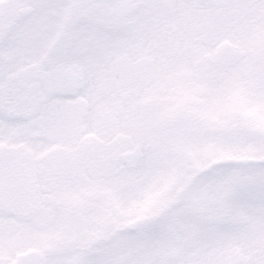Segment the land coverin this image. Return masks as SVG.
Masks as SVG:
<instances>
[{
    "label": "snow or ice",
    "instance_id": "obj_1",
    "mask_svg": "<svg viewBox=\"0 0 264 264\" xmlns=\"http://www.w3.org/2000/svg\"><path fill=\"white\" fill-rule=\"evenodd\" d=\"M0 264H264V0H0Z\"/></svg>",
    "mask_w": 264,
    "mask_h": 264
}]
</instances>
